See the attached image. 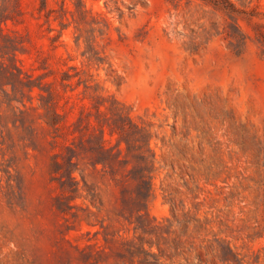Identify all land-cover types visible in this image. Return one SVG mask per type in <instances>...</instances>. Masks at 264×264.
<instances>
[{
  "label": "rangeland",
  "instance_id": "obj_1",
  "mask_svg": "<svg viewBox=\"0 0 264 264\" xmlns=\"http://www.w3.org/2000/svg\"><path fill=\"white\" fill-rule=\"evenodd\" d=\"M231 1L0 0V264H264V0Z\"/></svg>",
  "mask_w": 264,
  "mask_h": 264
},
{
  "label": "trees",
  "instance_id": "obj_2",
  "mask_svg": "<svg viewBox=\"0 0 264 264\" xmlns=\"http://www.w3.org/2000/svg\"><path fill=\"white\" fill-rule=\"evenodd\" d=\"M211 5H213L216 9L222 10L227 14H230L231 12L237 11L235 5L232 3L231 0H210ZM1 30V27H0ZM264 38V35H263ZM5 68L0 63V73L2 74L4 72ZM15 71H17V68H14ZM12 75L15 73L12 71L10 72ZM127 126H124V130L128 132L130 136V140H127L125 143L127 145L126 151L128 154L131 153H137V159L142 162L143 165H145L144 168H148L153 160L151 159L150 153L151 150L148 148L147 144V138L148 134L144 129H142L139 125L133 123L129 120ZM138 137V138H137ZM138 142H141L142 144L137 145ZM107 140L103 135L102 138V165L105 168H110L112 165L115 164H122L124 161L121 159V156L124 152L122 148L123 140H120L118 142V153H115L114 149L108 148ZM143 180L145 181V176L143 177Z\"/></svg>",
  "mask_w": 264,
  "mask_h": 264
}]
</instances>
